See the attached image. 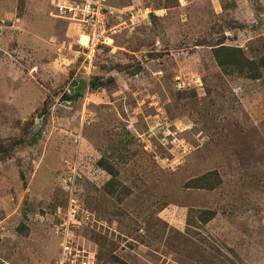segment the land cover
Instances as JSON below:
<instances>
[{"label": "rangeland", "instance_id": "374dc122", "mask_svg": "<svg viewBox=\"0 0 264 264\" xmlns=\"http://www.w3.org/2000/svg\"><path fill=\"white\" fill-rule=\"evenodd\" d=\"M55 1L0 0V259L50 264L69 234L104 264H264V88L212 55H264V0H107L117 33L94 52ZM128 132L130 194L110 197L95 164ZM212 171L216 190L185 188Z\"/></svg>", "mask_w": 264, "mask_h": 264}, {"label": "trees", "instance_id": "16d2710c", "mask_svg": "<svg viewBox=\"0 0 264 264\" xmlns=\"http://www.w3.org/2000/svg\"><path fill=\"white\" fill-rule=\"evenodd\" d=\"M107 5V4H106ZM105 13L107 16V23H110L111 14L105 9ZM113 41L115 39L114 35L112 36ZM108 46V45H107ZM104 45V47H107ZM104 47H99L97 50H100ZM212 55L217 63L218 67L225 73L229 75H237L241 77H245L250 81L257 82L260 81L263 84L264 88V55L258 57H252L248 55L241 47L238 46H228L225 45L224 39H220L215 41V45L212 46ZM134 71H138V69H133ZM92 85L96 88L97 84H99L98 88L107 87L113 85L115 80L109 78L106 82H102L99 77L94 79ZM96 88V89H98ZM34 142L36 141V137H34ZM136 138L131 134L127 133L126 138L120 139V145L122 150H116L110 152L107 157H101L98 161H96V167L99 170L105 172L110 179L106 182L104 189L107 192V195L110 197H115L121 194H125L129 196L128 187L123 186L122 181L120 180V169L118 168L119 163L122 161L127 151L129 150L133 155L137 154V151L132 150V146L136 144ZM2 152H7L4 148V145L0 143V158L6 159V154H2ZM221 177L216 171L208 172L200 177H196L191 179L185 184V188L188 190H206V191H214L221 185ZM124 196V197H126ZM216 216L215 211H200L194 218V221H191V217L189 216L187 219V228H194L196 225H204L214 219ZM195 225V226H194ZM97 257H99L97 255ZM117 263L124 264L120 258L115 257Z\"/></svg>", "mask_w": 264, "mask_h": 264}, {"label": "built area", "instance_id": "2783aa9c", "mask_svg": "<svg viewBox=\"0 0 264 264\" xmlns=\"http://www.w3.org/2000/svg\"><path fill=\"white\" fill-rule=\"evenodd\" d=\"M107 0H56L54 2L55 17L63 18L80 25L87 35V40H96L99 44L93 45V50L98 46L110 44L112 36L117 33V26L107 23L105 13ZM108 43H104L107 42ZM81 44L80 41H78ZM92 50V51H93ZM76 201L73 200L69 207L68 221L76 220L80 211ZM88 219V216H87ZM2 264H10L0 259ZM50 264H103L95 252L85 249L75 243L69 234L64 235V241L58 258Z\"/></svg>", "mask_w": 264, "mask_h": 264}, {"label": "clouds", "instance_id": "9594fccd", "mask_svg": "<svg viewBox=\"0 0 264 264\" xmlns=\"http://www.w3.org/2000/svg\"><path fill=\"white\" fill-rule=\"evenodd\" d=\"M112 43H113V41H112ZM78 44H79V43H78ZM110 44H111V43H110ZM110 44H107V45H108V46H111ZM79 45L82 46V44H79ZM99 47H104V46H98V47L95 48L94 50L92 49L93 51H89V52H94V51H96ZM83 48H84V47H83ZM84 49L87 50L88 48H84ZM87 55H88V57H89V56H91L92 54H89V53H88ZM77 206L80 207V208H79L80 213H79V215H78V217H77L76 219L80 222V225H81V224H83V213H84V212H88V211L84 209L85 207L83 206V204H82L81 202L77 203ZM89 215H90L89 213H86V214H85L86 218H87V216L89 217ZM68 218H69V211H68V214H67V219H66L67 221H68ZM88 219H89V218H88ZM62 230H63V229H62ZM63 234H64V233H63ZM73 240H74L75 243H78L80 246H83V244L80 243V241H78L77 239L73 238ZM63 241H64V235L62 236V242H61L60 252H61V249H62ZM83 247H84V246H83ZM84 248H85V247H84ZM85 249H86V248H85ZM90 251H91V250H90ZM92 252H94V251H92ZM95 253H96V252H95ZM59 254H60V253H59ZM96 254H97V253H96ZM58 256H59V255H58ZM57 258H58V257H57ZM57 258H56V259H57ZM56 259H55V260H56ZM98 259H99V257H98ZM99 260H100V259H99ZM100 261H101V260H100ZM101 262L103 263V261H101ZM103 264H104V263H103Z\"/></svg>", "mask_w": 264, "mask_h": 264}, {"label": "water", "instance_id": "95a60500", "mask_svg": "<svg viewBox=\"0 0 264 264\" xmlns=\"http://www.w3.org/2000/svg\"><path fill=\"white\" fill-rule=\"evenodd\" d=\"M82 84H85L84 82H82ZM72 93H73V89H72V91H71ZM41 117V115H39V117L38 118H40Z\"/></svg>", "mask_w": 264, "mask_h": 264}, {"label": "bare ground", "instance_id": "6f19581e", "mask_svg": "<svg viewBox=\"0 0 264 264\" xmlns=\"http://www.w3.org/2000/svg\"><path fill=\"white\" fill-rule=\"evenodd\" d=\"M81 37H85V36H81ZM86 38V37H85Z\"/></svg>", "mask_w": 264, "mask_h": 264}]
</instances>
